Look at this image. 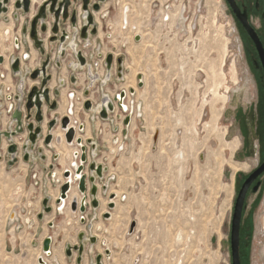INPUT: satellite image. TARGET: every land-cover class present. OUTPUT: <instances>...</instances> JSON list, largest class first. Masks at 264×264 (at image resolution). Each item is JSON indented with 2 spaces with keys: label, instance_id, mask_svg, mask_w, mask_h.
I'll return each instance as SVG.
<instances>
[{
  "label": "rangeland",
  "instance_id": "rangeland-1",
  "mask_svg": "<svg viewBox=\"0 0 264 264\" xmlns=\"http://www.w3.org/2000/svg\"><path fill=\"white\" fill-rule=\"evenodd\" d=\"M15 2L8 4L11 15L3 12L0 19V31L5 34L0 42L6 44V50L0 46V52L9 56L11 43H16L13 35L20 34L32 15L16 9ZM126 3L133 9L127 29L123 26ZM170 4L184 10L186 33L177 34L173 26L165 29L158 24L160 11ZM170 4L167 0H109L104 5V15H108L102 17L100 38L85 49L93 65L101 61L100 51H121L126 66L123 77L114 72L105 85L99 78L88 95L98 101L103 92L112 96L126 90L124 103L133 100V124L125 125L123 107L108 119H94L96 111L80 110L88 97L84 87L90 85V78L85 70L77 69L75 75L80 72L81 78L72 84L69 75L75 69L57 67L55 88L61 87L60 79L68 82L60 88L62 95H54L61 102L60 112L54 116L66 112L67 92H75V108L80 111L76 114L87 127L85 133L78 129L77 136L86 134L84 137L89 135L96 142L89 158L107 167L103 177L96 179L101 204L95 208L91 200L84 220L79 210L72 213L71 202L63 210L57 207L67 165L56 150L61 125L54 131L51 147H44L51 155L50 170L45 169L47 161L37 150V167L30 169L27 178L24 164L6 166V159L0 157V264H42L43 239L49 235L53 242L51 254H45L47 263L78 264V251L68 256L65 249L67 244L79 245L81 233L85 250L80 264H94L99 253L103 264H232L236 133L231 127V102L220 94L230 92L232 96L241 88L244 64L238 57L237 36L223 0H171ZM172 12L174 19L177 10ZM12 21L14 33L4 42L8 36L4 24ZM135 33L144 34V41L136 43ZM57 44L50 42L42 54L27 38L23 44L26 65L46 58ZM20 53L22 49H16L14 55ZM97 71L101 77L105 74V68ZM135 79V86L129 87ZM50 117L48 111L46 118ZM75 146L80 151L76 141ZM69 149L72 153L75 147ZM87 169L89 172V164ZM78 184L73 187L77 192ZM113 192L119 197L112 198ZM46 195L53 197L49 213L43 209ZM123 195L125 199H121ZM112 200L114 208L109 207ZM107 211L111 212L109 218L104 217ZM133 219L137 227L129 234ZM92 235L97 238L94 243Z\"/></svg>",
  "mask_w": 264,
  "mask_h": 264
},
{
  "label": "flooded vegetation",
  "instance_id": "flooded-vegetation-1",
  "mask_svg": "<svg viewBox=\"0 0 264 264\" xmlns=\"http://www.w3.org/2000/svg\"><path fill=\"white\" fill-rule=\"evenodd\" d=\"M43 1L44 0H42V2ZM108 1L109 0H88L87 7H85V9L82 6L83 5L82 0H77L76 2L71 1L72 4L69 6V9H68L69 10L68 18L63 19L62 16H60L59 18V31L60 32L58 33V37L61 36L62 30H66L67 32L70 33L69 34L70 39H68L62 45L60 44L59 40L55 41L58 43L56 50L53 52L52 51H49V52L51 53V55L53 53L55 54L54 58L59 59L61 65H63L65 69L70 68L68 66L70 62L71 64L76 63L77 67L72 68L75 70L71 74L75 75L76 74L75 71L79 69V70H85L88 76V70L90 67L91 72L93 74L98 73L100 75V81H102L106 77L107 72H108L107 59H109L111 63V67H110L111 76L115 72V74H117L119 77H123L124 69L126 66H125L124 58L121 54V51L117 53L114 51H109L106 54L100 51L99 56L101 58L100 59L101 61L100 62L95 61L94 65L89 60V55L87 54V52H85V49L87 48L89 49V47L93 44L92 43L93 39L95 40V39L100 38V27L102 23V17L108 15V14L104 15V13L106 12L104 11V5L108 3ZM223 1H224V6L226 10L228 11V16L231 19L234 31L237 36L236 42H237V47H238L239 58L242 60L244 64L243 66L244 78H243L242 83H240L242 86L238 91H236L229 98L231 102L230 109H231V114H232L231 127L236 133L235 135L236 148H235V154H234V160H233L236 166V172L234 174V179H233V183L235 187V194H234V206H233V214H232V221H231V229H232V222H233L235 207L241 195V192L243 191L242 205H241V212H240V223H239V261H240V264H264V0H223ZM9 3H10V0L6 4V6L8 7V10L5 12L6 14L9 13L10 8H11L8 5ZM41 4H39L38 6H40ZM34 5H35L34 3L33 4L31 3L30 9L27 13H31L32 17L28 23H25L23 25V28L24 26L27 25L28 29H30L31 22L38 12V8L36 10L34 8ZM75 9L77 10V17H76V22L78 24L77 30L81 29L83 25H87V30L89 32L87 39H83L79 36H77V38L75 39V42H77L78 50H82L84 53V56L86 57L87 63L85 64H80L81 62L76 57L75 52H73L72 50H68L69 43L71 42V39H73L71 35V33L73 32V27L71 25V17H72L73 10ZM32 11H36V13H32ZM132 11L133 9L130 7V3H126L123 7V26L126 29L130 25V15ZM3 12L0 14V19L3 15ZM7 16L8 18H10L9 15ZM12 23L14 24V21H12ZM46 23L48 25L47 31L43 32L40 29L39 31L41 32V35L44 38L48 36L47 43H48V49H49L50 42L48 40L50 39L51 36H53V32L51 31V27L53 25L52 17L46 18ZM23 28H22L23 35L24 36L29 35L30 37L29 32L27 33L23 32ZM93 31L95 32L91 33ZM9 33H10V29L6 28V34L9 35ZM133 35L134 36L139 35V37L141 36L140 37L141 39L136 41V43H139L140 41H142L143 35L141 33H135ZM30 39L33 41L31 37ZM33 45L35 46L34 41H33ZM44 47H45V42H44ZM63 48H67L65 55H62ZM93 66H95V69ZM128 66L131 67L130 65ZM100 67L105 68V71H104L105 74L104 75L102 74V77H101V73L97 71L100 69ZM80 75H81L80 72L77 75H75L77 77V80L81 78ZM111 76L109 77V79L111 78ZM69 78L71 81V75H69ZM109 79H107L106 82ZM65 81L66 83L68 82L66 79ZM134 86L135 85H131L129 87H134ZM61 87H59V89ZM86 87L87 86L84 87V90L89 88V91H90V89L93 88V85L92 86L88 85V87L87 88ZM60 91H61L60 95H62V90L60 89ZM73 93L75 95V92ZM103 94H108L113 99L114 102L116 101L117 94L111 96V93L103 92L98 101L92 100L90 95H88L87 99L82 101L83 108H79V109L80 110L83 109L85 111H92V110L96 111L94 119L100 118L101 117L100 112L103 107V102H102ZM60 95H58L57 97H59ZM89 99L92 101V107L91 109L88 110L85 107V101ZM50 100L51 101L48 103L46 101L43 102V105L41 107L43 119L40 122H38L36 119V109L35 108L31 110L32 115L29 119H27L26 116H24L23 114L22 124H21V126L23 127L22 131H17L18 123L16 119H13L14 113L12 114V121H13L12 123H10L9 121L7 122L8 119L7 118L4 119L0 115V119H1L0 131L15 132V134H13L11 137H8L4 134L1 136L0 138V157L3 159H6V164H7L6 166H20L24 164V166L27 167L26 178L29 175L30 169H33L34 171V169L37 167L36 162H35V157H34V152L36 150L39 151L40 155L43 156L44 159L47 161L46 163L47 165L44 166L45 169L50 170L51 155L48 151L44 149V147L45 148L51 147L53 140L55 138L54 131L56 128L60 127V125H61V130H64L66 133V130L62 128V120L65 117H69L68 126L74 127L73 126L74 124L72 123L73 120L71 117L72 114L69 111L66 110L65 114H62L61 116L58 113H57L58 116H54L55 115L54 112H57V111L60 112L59 108H60L61 102L58 98H55L54 96H52V94H51ZM131 100L132 99H130V104L126 105L129 111H131ZM54 102H56V107L52 108L51 106ZM74 109L76 110L74 113L80 112L79 110L77 111V108H74ZM115 110H116V107H115ZM115 110L114 111L109 110V118H110V113L115 112ZM48 111H50V115H51L50 119L46 118V114L48 113ZM135 119L136 117L134 118V120ZM53 120H55L56 123L52 127V129H50L49 124ZM134 120L132 121V124ZM4 122L5 123L7 122V124L10 123L8 124L7 128H4L3 126ZM30 123L34 124V128H36L37 126L41 127V131L37 135V138L34 143L31 139V131L27 127V125ZM81 124H83V129H80ZM77 125H78L79 131H83L84 133L85 131H87L85 122H81L78 120ZM125 125L127 124L125 123ZM78 129L76 130L75 128L76 134L74 137L75 138L74 141H76V138H81L82 141H81V144L77 143L76 141L78 147L80 148V151L79 150L76 151L78 167L76 168L75 173L77 174V170H79V168L82 167L80 172H81V175H84L86 177V190L84 193H82L79 190L81 194V198H80V202L77 198L78 207L74 211L79 210L81 217L85 218L87 209L89 208V205H90L89 203L92 200V204H93V198H94V196L91 193L92 182L90 180V177H94L95 184L97 185L96 179H100L103 177L104 171L107 169V167L103 166L105 167V169L102 170V176H100L97 173L96 169L91 170L90 168V171L88 172L87 164L91 165L92 163L89 158V151L95 150L97 148V144L95 141L91 139L90 136H87V137H84L85 135L77 136ZM51 133L53 134V138L51 139L50 143H46V138ZM89 140H92L93 142H95L96 146L93 147L92 143H90ZM13 144L15 145L14 151L10 152L9 147ZM84 153L86 154L85 161L81 159ZM95 163L97 165L100 164L97 162ZM72 175L73 173L71 171V177ZM64 178H66L67 180V177H65V175H64ZM78 181H79V177L77 178V182ZM65 182H63L62 185ZM71 188H72V184H71ZM98 193H99V188L97 185L96 196L98 200V205L96 207L93 205L95 208L99 207L101 204ZM112 194H114V192L111 193L110 196H112ZM90 195H91V199H90ZM50 197L51 199L49 201V205L52 207L51 200L53 197L52 196ZM59 197L60 196L56 198V202ZM83 197H85V206H86L85 211L80 210L81 200L83 199ZM118 197H119V194L118 196L114 198H118ZM68 198H69V193H68L67 198H64V199H68ZM113 201L114 200H112L111 202ZM115 206H116V203H115ZM107 212H110V211H107ZM107 212H104V214ZM41 213L42 212H39V216ZM12 217H15V214H13ZM43 218H44V214H43ZM230 244H231V234H230ZM231 254H232V250H231Z\"/></svg>",
  "mask_w": 264,
  "mask_h": 264
},
{
  "label": "water",
  "instance_id": "water-1",
  "mask_svg": "<svg viewBox=\"0 0 264 264\" xmlns=\"http://www.w3.org/2000/svg\"><path fill=\"white\" fill-rule=\"evenodd\" d=\"M72 2H76L77 0H44L42 2V4L40 6H38V12L35 15V17L33 18L32 22H31V26L30 29H28L27 25L24 26L23 28V32L27 33L29 32L30 37L33 39L35 47L37 49L40 50V52L42 54H46V49L44 47V41L43 39H41L39 37V29L43 32H46L48 29V25L46 23V18L48 17H52L53 19V25L51 27V31L53 32V36L50 37V42H55L57 40H59L60 44L62 45L64 42H66L68 39H70L69 36V32H67L66 30H62V34L60 37H58V33L59 31V18L60 16H62L63 19H67L69 16V6L72 4ZM83 1V8L85 9V7H87V3L88 0H82ZM9 2V0H1L0 1V14L4 11L6 12L8 10V7L6 6V4ZM32 0H17L15 2V6L17 9H23L25 12H28L31 6ZM97 7V6H96ZM80 14V13H79ZM17 17V15H16ZM76 17H77V10H73L72 13V17H71V25L73 27V32L71 33L72 38L71 42L69 43V48L70 50H72L73 52H75L76 57L79 59V61L81 62L80 64H85L87 63L86 57L84 56V53L82 50H78L77 48V42H75V39L77 38V36L83 38V39H87L89 32L87 30V25H83L81 29L77 30V22H76ZM40 24V25H39ZM39 27V28H38ZM95 31L91 32L94 33ZM69 36V37H68ZM137 40L140 39L139 36L136 37ZM61 47V46H60ZM67 48H63L62 49V55H65ZM48 54L46 55L45 60L43 61V65L41 68H37L34 70V72L31 73V78L32 79H38V77L41 75L43 76V80L41 83V86H37L34 85L30 92L27 95V102H26V109H27V115L26 118L29 119L31 117V110L33 108L36 109V119L38 122H40L43 119V114L41 111V107L43 105V102L46 101L47 103L50 102L51 100V94H52V89L49 88L47 85L49 84V82H51V80L53 79V75L51 73L47 74V66L49 65L50 61H51V53L47 52ZM3 61V57L0 56V62ZM56 64L58 67H62L60 60L57 59L56 60ZM73 65V66H72ZM68 66L70 68H75L77 67V64H68ZM110 67H111V63L110 60L107 59V75L106 77L101 81V85H104L106 83V80L109 79V77L111 76L110 74ZM12 69L14 71V73H19L21 71L20 68V59L17 58L13 64H12ZM88 77L90 78V86L93 85V83L98 80L100 78V75L98 73L93 74L90 70H88ZM140 86L144 85V81L142 80V77H140ZM77 81V77L74 74H71V82H76ZM65 79H60V84L61 86H65ZM23 89V82H20L19 85V91L22 92ZM130 92L133 94L135 93V89L131 88ZM61 91L58 88H55L53 90V94L54 95H60ZM22 94V93H21ZM85 94L88 95L89 94V88L85 90ZM125 96H127V92L124 90L122 91L118 97H116V101L119 102V105H123V100L125 98ZM102 102H103V107L102 110L100 112V116L104 119H108L109 118V110L114 111L115 110V102L113 101V99L108 95V94H103L102 97ZM52 108L56 107V102H54L51 106ZM85 107L86 109H91L92 107V101L86 100L85 101ZM123 108H125V106L123 105ZM22 117H23V112L18 108L14 114H13V119L17 120L18 123V127H17V131H22L23 127L21 126L22 124ZM131 121V114L127 116V118L125 119V123L129 124V122ZM1 122V119H0ZM56 121L53 120L50 122L49 126L50 129H52V127L55 125ZM69 123V117H65L62 120V128H64L66 130L65 136L68 142H74L75 140V134H76V130L74 127H69L68 126ZM1 125V123H0ZM21 126V128H20ZM28 129L31 131V139L33 141V143L35 142L37 135L39 134V132L41 131V127L37 126L36 128H34V124L30 123L27 125ZM80 129H83V124L80 125ZM6 135L8 137H11L13 134H15V132H2L0 131V138L2 135ZM159 137V130H157L154 134V141L156 142L158 140ZM53 138V134H49L46 138V143H50L51 139ZM77 143L81 144L82 139L81 138H76ZM90 143H92L93 147L96 146L95 142H93L92 140H89ZM14 144L11 145L9 147V151L13 152L14 151ZM83 161L86 160V154L84 153L82 155L81 158ZM82 167L79 168V170H77V175H79V185L78 188L79 190L84 193L86 190V177L84 175H81V170ZM91 170L96 169L97 173L102 176V170L105 169V167H103V165L99 164L97 165L95 162H92L90 165ZM65 177H67L66 182L61 186V195L60 197L57 199V203H60L64 198H67L68 193L71 189V170L67 169L64 173ZM90 180L92 182V186H91V193L94 196L93 198V205L96 207L98 205V200H97V185L95 184V179L94 177H90ZM242 193L238 199V202L236 204L235 207V212H234V216H233V222H232V229H231V250H232V264H240L239 261V223H240V212H241V205H242ZM117 194H112V198L116 197ZM51 197L49 195H46V197L43 200V209L45 212H50L52 210V207L49 205V201H50ZM72 209L76 210L78 207V202H77V197L73 198L72 201ZM110 207H115V201L111 202L109 204ZM86 206H85V197H83V199L81 200V205H80V210L81 211H85ZM40 218H43V212L40 214L39 216ZM105 218H109L111 217V213L107 212L104 214ZM82 220H84V217H81ZM136 224V225H135ZM0 227H1V222H0ZM137 227V221L135 219L132 220L131 223V227L129 229V234H132L135 232ZM80 239V244L79 245H71V244H67L66 246V254L68 256H73V251H78V256H77V262L78 264H80L83 260V254H84V250H85V244H84V239H85V235L84 233H81L79 236ZM52 236H47L44 241H43V250L47 253V254H51L52 250H51V245H52ZM97 241V238L95 236H91V242L94 243ZM110 250L107 249L106 253L109 254ZM40 262L42 264H45V260L43 259V257H40ZM94 264H103V255L102 254H98L96 257V262Z\"/></svg>",
  "mask_w": 264,
  "mask_h": 264
},
{
  "label": "built area",
  "instance_id": "built-area-1",
  "mask_svg": "<svg viewBox=\"0 0 264 264\" xmlns=\"http://www.w3.org/2000/svg\"><path fill=\"white\" fill-rule=\"evenodd\" d=\"M167 1H168V4H170L171 0H167ZM158 4L156 3V5H158ZM130 7H131V4H130ZM33 13H36V12H33ZM10 15H11V13H10ZM164 19L167 20L168 16L165 15ZM2 30L3 29H1V31H0L1 32L0 33V37L1 38H3ZM20 31L21 30H19V32ZM13 33H14V29L11 30V32L9 33V38H6L4 42H7L8 40H10V36ZM137 36H139V35H136V37ZM39 37L41 39H43V41L45 42V47H48L47 37L44 38L41 35L40 31H39ZM27 38H28V40L30 41V44H31L33 41L30 39L29 35L24 36L22 31L20 32V34H17V36L13 35L12 39L14 41H16V43L15 42L11 43L10 51H11L12 55H10V56L6 55V54H3V52L6 50V44H4V46H5V48H4L3 47V40L0 43V46H2V48H3V50H2L3 52H0V56L3 57V61L0 62V115L4 119L7 118L10 123L13 122L12 121V114L18 108L23 112L24 116H26V114H27V110H26L27 95H28V93L30 92L31 88L34 85L41 86V83H42V80H43L42 73L38 77V79H35V80L31 78V73L35 69L42 67L43 61L45 60V58H41V60L38 61V63H36L35 65H30V66L26 65L27 57L24 55V45L23 44H24V41L27 40ZM16 49H20V50L22 49V53H20V56H15L14 55V52L16 51ZM54 57H55V54L53 53L51 55V61H50L49 65L47 66V74L51 73L53 75V79L51 80V83L49 82V84L47 85L49 88L52 89V96H54L53 90L56 87L55 84L52 85L53 81H55L54 72L56 73V71H57V64H56V60L57 59H55ZM17 58L20 59L21 71L19 73H14V71L12 69V64ZM20 82H23L22 92L19 91ZM69 95L73 96L74 93L71 91L69 93ZM117 97H118V95H117ZM115 105H116V109L118 107L119 108L123 107V105L125 106L124 110L126 111L127 114H126V116H124L123 120L125 122V119L127 118V116L131 114V121H130V124H129V125H131L132 124L133 112L128 110V108L126 107V104L124 103V101H123V105H119V102L115 101ZM80 108H83V102L80 105ZM110 114H112V113H110ZM74 122H75V124H77V120L76 119H74ZM129 125L127 124V126H129ZM49 236H51V235H49ZM44 239H43V241H44ZM52 242H53V240H52ZM43 252H44V254H47L44 250H43ZM40 257H43V256H40ZM45 264H48L47 261H45Z\"/></svg>",
  "mask_w": 264,
  "mask_h": 264
},
{
  "label": "bare ground",
  "instance_id": "bare-ground-1",
  "mask_svg": "<svg viewBox=\"0 0 264 264\" xmlns=\"http://www.w3.org/2000/svg\"><path fill=\"white\" fill-rule=\"evenodd\" d=\"M41 1L42 0H32V4L34 3V4H38V3H41ZM161 8H162V6H161ZM174 9H176L177 10V13L175 14V16H174V19H173V15L171 14V12L174 10ZM159 10H161V9H159ZM11 8H10V11H9V13H11ZM157 13H159V12H157ZM173 13V12H172ZM98 15V14H97ZM160 18L162 19V20H159L160 22L158 23V24H162V26H164V28L165 29H167V28H170V27H172L173 26V28H175V30L177 31V34H180L181 32H185L186 33V31H187V26H186V24H185V21H186V18H185V14H184V10L181 8L180 9V7L179 8H175L173 5H169V6H166V7H164L161 11H160ZM165 15H167L168 16V19L167 20H165L164 19V16ZM172 20H173V23H172ZM4 25H6V28H9L10 29V32H11V30L13 29L12 27H14V24L11 22L9 25H7L6 23L4 24ZM5 28V27H4ZM189 29V28H188ZM230 29V28H229ZM6 32V31H5ZM4 34V33H3ZM5 35V34H4ZM12 36V35H11ZM144 39H145V37H144V34H143V40L142 41H144ZM173 39V38H172ZM196 40V39H195ZM194 40V41H195ZM1 43V42H0ZM4 47V46H3ZM232 47V46H231ZM231 50V49H230ZM230 56V55H229ZM239 57V56H238ZM7 64V63H6ZM238 66V65H237ZM229 67V66H228ZM229 72V71H228ZM242 72V71H241ZM231 73V72H230ZM238 74V73H237ZM231 83V82H230ZM55 84V81H53V83H52V85H54ZM136 84V79L135 80H133L132 81V84H130V86L131 85H135ZM126 87V86H125ZM226 88V87H225ZM222 89V88H221ZM187 91V90H186ZM221 91V90H220ZM225 91V90H224ZM186 93V92H185ZM67 95H68V98H69V105H68V108H67V111H69L72 115H71V117H72V120H73V124H75L74 123V119H76L77 121L79 120L80 121V119H79V116H78V114H76V113H74L76 110L74 109L75 108V102H74V99H73V96H70L69 95V92H67ZM220 96L221 97H224V99L225 100H227V99H229L230 98V96H231V94H230V92H222L221 94H220ZM133 100H131V112H133ZM127 107V106H126ZM141 108H140V106L138 107V113L140 114V112H141V110H140ZM61 111H63L64 112V108L61 110ZM74 113V114H73ZM62 114H65V113H62ZM133 121V120H132ZM4 124H5V122L3 123V126H4ZM73 126H75V128H76V130L78 129V125L77 124H75V125H73ZM197 128H199V127H197ZM199 130V129H198ZM55 133V132H54ZM58 137H59V143H58V145L56 146V150H57V152L61 155V162L64 164V165H66L65 166V168H64V170L65 169H69V170H71L72 171V173H73V175H72V177H71V183H72V188H71V191L69 192V198L68 199H64V200H62L61 201V203H59L58 205H57V207H60V210H63V206H65L66 204L69 206V204H70V202L72 201V199L73 198H75V197H77L78 198V200H79V202H80V198H81V195H79V193L75 190V188L73 189V187L74 186H76V183H77V178L79 177V175H77L76 173H75V170H76V168L78 167V160H76L77 158H76V151H78V148L75 146V141L74 142H68L67 141V139H66V141H65V137H64V135H65V131L64 130H59V132H58ZM77 135H78V132H77ZM86 135V134H85ZM89 136V135H88ZM75 147V149L72 151V153H69V152H71V150L69 149V147ZM75 153V154H74ZM69 161V162H68ZM60 163V162H59ZM70 163V164H69ZM68 164H69V166H68ZM75 174V175H74ZM61 175V174H60ZM62 176H63V174H62ZM62 178V177H61ZM63 178H64V176H63ZM66 181V178H64V179H62V181ZM64 181V182H65ZM117 194V196H118V193H116ZM56 195H54V197H55ZM126 197L123 195V196H121V199H125ZM69 199H71L70 201H69ZM105 201V200H104ZM103 204V203H102ZM104 206V205H103ZM101 208H103V207H101ZM104 208H105V206H104ZM104 210V209H103ZM102 211V210H101ZM72 213H77V211H75V212H72ZM102 213V212H101ZM80 216H81V214H80ZM0 222H1V219H0ZM2 224V223H1ZM136 225V224H135ZM40 256H43V258H44V260H45V254H41ZM45 261H47V260H45Z\"/></svg>",
  "mask_w": 264,
  "mask_h": 264
},
{
  "label": "crops",
  "instance_id": "crops-1",
  "mask_svg": "<svg viewBox=\"0 0 264 264\" xmlns=\"http://www.w3.org/2000/svg\"><path fill=\"white\" fill-rule=\"evenodd\" d=\"M7 38H9V35L7 36Z\"/></svg>",
  "mask_w": 264,
  "mask_h": 264
}]
</instances>
